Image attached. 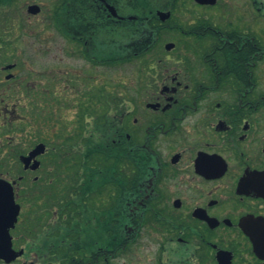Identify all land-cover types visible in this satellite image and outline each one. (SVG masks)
<instances>
[{
	"label": "flooded vegetation",
	"instance_id": "1",
	"mask_svg": "<svg viewBox=\"0 0 264 264\" xmlns=\"http://www.w3.org/2000/svg\"><path fill=\"white\" fill-rule=\"evenodd\" d=\"M102 6L115 24L137 18L108 0H92L101 24ZM179 8L151 12L161 23L171 21L166 31L178 34V41L124 63L137 64L138 80L110 115L115 202L102 203V234L85 245L83 258L67 257L81 245L65 233L73 231L72 221L61 217V209L71 206L56 200L66 194L68 179V185L74 181L76 158L90 141L102 139V117L90 116L89 89L83 83L75 92L74 79L44 68L35 88L25 87L23 101L10 106L18 91L7 90L16 76L0 81V132L24 130L14 127L28 123L18 111L41 120L29 147L24 133L17 147L0 146V179L13 185L20 206L10 229L12 249L20 255L0 264H264V0H181ZM160 11L170 18L162 21ZM55 30L67 41V56L101 70L102 40L81 44L65 37L74 27ZM0 62V73L18 64ZM100 92L95 98L102 100ZM73 98L78 129L62 128L52 144L44 126L64 124L56 111L72 110ZM91 120L100 121L98 133H91ZM39 145L44 153L26 168L24 159ZM35 161L40 166L33 170Z\"/></svg>",
	"mask_w": 264,
	"mask_h": 264
},
{
	"label": "trees",
	"instance_id": "2",
	"mask_svg": "<svg viewBox=\"0 0 264 264\" xmlns=\"http://www.w3.org/2000/svg\"><path fill=\"white\" fill-rule=\"evenodd\" d=\"M12 2L14 1L0 0V17L5 14L2 8L10 6ZM180 2L181 0H108V3L116 6L122 13L129 12L137 18L115 24L103 12L102 6L101 24L99 9L92 7V0H62L53 15V21L58 27H74V34L67 31L64 33L70 41L99 44L102 40V66L112 68L127 61L145 59L149 51H157L159 45L162 48V40L168 35L166 28L171 25V21L161 23L151 12L157 8L178 9ZM3 21L1 18L0 48L8 49L12 45L6 38L9 22L3 24ZM11 56H5L0 61H14ZM99 59L98 55L97 60ZM90 60L97 63L92 58ZM115 96V93L102 88V139L98 143L90 141L85 155L81 161L76 162L73 183L66 184V194L59 195L56 200L71 206L61 209L64 213L61 217L72 221L68 228L73 231L65 233L75 237L74 245H81V249L75 246L71 251L73 254L67 256L70 260L76 256L83 258L85 245L97 241L93 238L102 234V203L115 202L116 151L113 143L114 127L110 119L117 100ZM99 127L100 121L97 120L91 125V133L96 129L98 133Z\"/></svg>",
	"mask_w": 264,
	"mask_h": 264
},
{
	"label": "rangeland",
	"instance_id": "3",
	"mask_svg": "<svg viewBox=\"0 0 264 264\" xmlns=\"http://www.w3.org/2000/svg\"><path fill=\"white\" fill-rule=\"evenodd\" d=\"M13 1L14 2H12L10 6H5L2 8V10L6 11L5 14L0 17V19L2 18V20H4L3 24L9 22L6 38L9 39L8 41H10L12 44L11 47H8V49L0 48V60L5 59V56L8 58V56L13 55L11 57L15 59L14 61L6 60L3 62H5V65L18 63L14 70H11L7 73H0V81H5L4 76L8 73H12L16 76V78L10 83L11 88L7 90H14L16 93L18 91V96L11 97L10 106H13L14 103L23 101L22 99L25 96L21 98V96H23L21 90L24 92L26 90L25 87L27 89L35 88L36 82L40 79L38 75H40V72L43 71L44 68H58V73L69 76L79 84V86L75 89V92L78 89V91L81 93L82 85L83 83H86V87H88L90 93V113H92V116L95 119L97 117H102V100L101 98H95L97 93H101L100 91H102V88L107 89L113 94L115 93V100L117 99L114 106L115 111L117 101L120 98L125 97L126 93L129 94L133 91L134 85L138 80V76L135 73V70L138 69L137 64L134 66L132 65L133 63H127L112 68L102 66L100 70L93 68L90 64L84 62L78 57L67 56V41L62 38L55 30L54 21L52 20V17L57 10L59 0ZM32 4H37L40 6L42 5V12L38 15H31L28 12V6ZM179 13L180 11L176 13L177 21H179ZM1 27L2 22L0 28ZM177 41L178 34L174 32L172 34L165 35L162 40L163 44L167 42L176 43ZM157 55L158 54H156L155 57ZM159 56H161V54H159ZM0 69H2L1 66ZM29 97L30 98L24 100L26 101L25 104L34 98V95ZM85 99L87 98L82 97L81 102L85 101ZM77 100L78 99L76 98L74 99L75 105L72 110L69 111L63 109L58 112L56 111V115L59 118V123L64 124L59 125L58 128H51V124L44 126L43 135L45 138H48L52 144L60 141L56 135L60 133L62 128L67 127L68 130H73L74 127V132L77 131L79 116L77 108L78 104L76 102ZM18 112L27 117L28 123L21 125L19 121H16L14 127L21 129L24 126V132L19 131L17 134H4L0 132V146H4L2 144L12 142L13 147H8L7 151L10 150V148L17 147L18 143L22 142L21 136L24 134L26 135L24 139L28 140L24 146L29 147V144L31 143L29 140H35L33 139V135H29L34 134L35 128L38 127L39 122L41 123L40 119L35 118V116L30 113L26 115L21 111ZM91 122V125H93L94 120H91ZM2 123L3 120L0 121V125ZM91 125L89 128H91ZM112 125H114V123ZM96 131L97 130H92V133H95ZM2 150H6V147H3ZM78 161H81V155L76 158L74 169L71 170L72 174H74L73 178H75V165H77L76 162ZM67 183H70L69 179L66 184Z\"/></svg>",
	"mask_w": 264,
	"mask_h": 264
},
{
	"label": "water",
	"instance_id": "4",
	"mask_svg": "<svg viewBox=\"0 0 264 264\" xmlns=\"http://www.w3.org/2000/svg\"><path fill=\"white\" fill-rule=\"evenodd\" d=\"M201 4H215L217 0H195ZM111 15L122 20L121 17H118V13L113 6H108ZM28 12L31 15H38L41 12V7L39 5L33 4L28 7ZM163 13V14H162ZM162 21H166L170 18V13L159 12ZM132 19V18H131ZM174 44H167L166 49L172 50ZM14 65L9 66L8 68H13ZM12 76H10L11 78ZM44 145H39L35 148L28 157L24 159L26 168L41 153H44ZM40 166V162L35 161L32 169L36 170ZM20 214V206L16 203L14 187L13 185L5 179H0V259L5 260L10 263L15 260L20 253H16L12 249V242L10 236V229L14 228L18 216Z\"/></svg>",
	"mask_w": 264,
	"mask_h": 264
}]
</instances>
